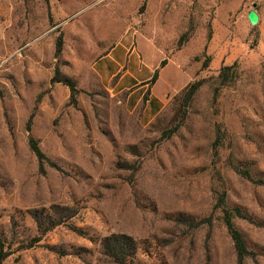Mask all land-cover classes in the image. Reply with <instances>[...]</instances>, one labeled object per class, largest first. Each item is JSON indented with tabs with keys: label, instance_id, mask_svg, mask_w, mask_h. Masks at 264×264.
<instances>
[{
	"label": "rangeland",
	"instance_id": "obj_1",
	"mask_svg": "<svg viewBox=\"0 0 264 264\" xmlns=\"http://www.w3.org/2000/svg\"><path fill=\"white\" fill-rule=\"evenodd\" d=\"M223 194L264 264V0H0L1 264H238Z\"/></svg>",
	"mask_w": 264,
	"mask_h": 264
},
{
	"label": "trees",
	"instance_id": "obj_2",
	"mask_svg": "<svg viewBox=\"0 0 264 264\" xmlns=\"http://www.w3.org/2000/svg\"><path fill=\"white\" fill-rule=\"evenodd\" d=\"M58 46V51L60 49L59 44ZM161 65H164V61L161 62ZM237 64L233 63L231 66H224L220 69V73L218 76V80L220 81L221 84H226L228 83L230 80H233L236 73H237ZM231 69H233L232 73H228V71H230ZM157 77V70H155L153 72V75L151 77V81H155ZM52 81L55 82V78H52ZM59 81V80H58ZM62 81V80H60ZM201 82H195L194 84H192L188 90L186 91V97L187 99H190L196 92V90L198 89V87L200 86ZM64 84H66L67 86L70 87V90L72 91V96H73V92H75V88L73 83L70 80H64ZM144 99L147 100V98H145L144 95ZM27 132H30V129L27 128ZM28 140H29V146L31 148V150L34 152V154L36 155V157L38 159L42 158V153L37 145V143L35 142V140L33 139V137L30 135V133L28 134ZM244 177H246L247 179H249V174L246 171H241L240 172ZM218 208H220V210L223 213L222 216V220L223 223L226 227V230L233 242L235 251H236V255H237V262L238 264H242L244 258L248 255V251L245 245V242L243 240V237L241 235V233L236 229L234 223H233V219L234 217H243V214L241 213V211L238 208H233V209H228L225 206V200H224V194L218 199V203L216 205ZM39 222V232L41 234L47 233L51 228H53L56 225L61 224L62 222L60 220H52L50 222L47 221L46 222ZM46 223V224H45ZM37 242V240L31 241L30 244L28 245L29 247H32L34 245V243ZM102 246L105 250L106 255H108L115 263L117 264H126V260L128 257H130L132 255V252L134 251V242L133 240L125 235H111L109 237L104 238ZM10 255V253H8L7 251L4 250V246L3 244L0 242V264L1 262L6 259L8 256Z\"/></svg>",
	"mask_w": 264,
	"mask_h": 264
},
{
	"label": "crops",
	"instance_id": "obj_3",
	"mask_svg": "<svg viewBox=\"0 0 264 264\" xmlns=\"http://www.w3.org/2000/svg\"><path fill=\"white\" fill-rule=\"evenodd\" d=\"M259 15V20H260V14H258ZM111 54H108L107 56H105L104 58H107V59H109V60H107L108 61V63H111V64H116V68L114 69L115 71H116V69H117V65H118V62H117V60L115 59V58H111V56H110ZM103 59V58H102ZM99 74L101 75V76H108V74L106 73V71H105V69H104V66L103 65H101L100 67H99Z\"/></svg>",
	"mask_w": 264,
	"mask_h": 264
},
{
	"label": "water",
	"instance_id": "obj_4",
	"mask_svg": "<svg viewBox=\"0 0 264 264\" xmlns=\"http://www.w3.org/2000/svg\"><path fill=\"white\" fill-rule=\"evenodd\" d=\"M247 19L250 23V25L254 26L256 25L258 22H259V15L258 13L255 11L254 7L252 10H250L248 13H247Z\"/></svg>",
	"mask_w": 264,
	"mask_h": 264
}]
</instances>
